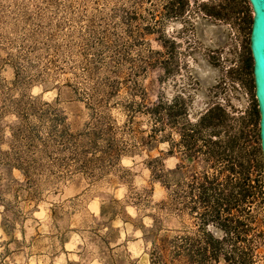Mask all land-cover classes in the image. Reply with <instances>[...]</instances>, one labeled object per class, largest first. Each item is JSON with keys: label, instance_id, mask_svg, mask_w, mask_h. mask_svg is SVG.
I'll list each match as a JSON object with an SVG mask.
<instances>
[{"label": "rangeland", "instance_id": "rangeland-1", "mask_svg": "<svg viewBox=\"0 0 264 264\" xmlns=\"http://www.w3.org/2000/svg\"><path fill=\"white\" fill-rule=\"evenodd\" d=\"M251 17L247 0H0V228L9 237L0 244V264H15L17 257L27 264L32 256L55 264L61 253L66 264H151V240L159 239L151 237L195 236L196 214L188 206L177 209V182L210 170L208 164L202 153L188 156L183 115H167V127L154 132L156 121L144 112L158 98L170 104L176 96L186 99L192 122L216 102L234 131L243 127L247 136L237 149L243 160L251 154L257 163L248 172L259 180L260 193L252 205L250 197L241 204L240 218L248 212L255 221L235 244L248 264H264ZM101 97L105 124L126 152L113 162L84 165L74 157L75 145L83 138L77 148L87 150V131L99 112L93 98ZM161 169L168 190L157 177ZM121 187L123 199H117ZM96 197L99 218L88 211ZM42 203L51 206L45 207L47 232L32 215ZM29 219L34 235L25 227ZM69 241L74 249L66 248Z\"/></svg>", "mask_w": 264, "mask_h": 264}, {"label": "trees", "instance_id": "trees-1", "mask_svg": "<svg viewBox=\"0 0 264 264\" xmlns=\"http://www.w3.org/2000/svg\"><path fill=\"white\" fill-rule=\"evenodd\" d=\"M251 20L252 17L250 26ZM93 101L99 112L87 131L88 141L85 144L87 150L80 151L77 148L79 143H83V138L78 139L74 157L78 156V159L80 155L84 165L89 161L103 165L106 161L113 162L126 150L119 147L111 127L105 124L107 115L102 110V97L93 98ZM134 103L132 101L130 106L132 107ZM140 106L141 104L136 105L137 111H141ZM145 109L144 112L156 121L154 132L167 127V115L170 118L183 115L185 128L182 142L188 156L202 153L211 170L200 174L193 173L186 182L180 180L177 182L182 187L178 192L177 209L181 212L183 206H188L190 212L196 214L198 219L194 222L196 234L191 238L181 235L170 237L168 234L151 237L159 238L157 243L151 240L153 246L150 256L151 264H218L220 260H223L224 264H248L246 252L240 250L235 243L245 239L240 237L246 233L249 223L255 221V215L247 212L246 218L242 220L239 212L243 213L240 209L241 204L249 197L250 200L247 202L252 205L260 190L259 180L256 176L251 177L248 172L249 168L254 171L258 166L257 163L251 154L243 160L241 152L237 149L241 138L244 139L247 136L244 134L243 127L234 131L228 123L231 118L229 113L224 106L216 102L208 105L203 111H198L194 122L186 118V99L182 96H176L170 104L167 103V99L158 98L149 106L146 105ZM172 109H175L173 113ZM203 131H208V137L201 138ZM199 139L203 141L201 144H198ZM88 152H90V158H85ZM158 171L160 173L157 175L158 179L168 190L167 171L163 169ZM235 173L238 175H234ZM183 187H185L184 190ZM163 203L168 206V200ZM101 208L103 212L104 205ZM156 229L155 221L149 229V234L153 235ZM217 230L222 231V236L215 234ZM230 235L235 238H228ZM227 241H232L229 252L224 250Z\"/></svg>", "mask_w": 264, "mask_h": 264}, {"label": "water", "instance_id": "water-1", "mask_svg": "<svg viewBox=\"0 0 264 264\" xmlns=\"http://www.w3.org/2000/svg\"><path fill=\"white\" fill-rule=\"evenodd\" d=\"M247 1L252 11L248 41L252 59L254 96L259 115L258 136L264 175V0Z\"/></svg>", "mask_w": 264, "mask_h": 264}, {"label": "clouds", "instance_id": "clouds-1", "mask_svg": "<svg viewBox=\"0 0 264 264\" xmlns=\"http://www.w3.org/2000/svg\"><path fill=\"white\" fill-rule=\"evenodd\" d=\"M38 91V89H34V92ZM22 179V177H21ZM125 191V189L123 187L119 188L116 190V198L117 199H123V192ZM64 199H67V197L65 196ZM95 203V207H92L91 204ZM93 202L89 203V207H88V211L94 215L95 217L99 218L100 217V198L96 197L95 200ZM45 207L50 208V205H46L45 203H42L40 206H38V210L33 212V217H35L37 219V221H39V227L42 228L43 231L47 232L48 230V225H47V221L49 220V215L48 213L45 211ZM0 211H3V206L0 205ZM127 211L132 214L133 216H135V212L131 207L127 208ZM75 218V217H74ZM78 219V218H77ZM115 227H120L121 226V221L120 220H116L113 222ZM29 225H32V220L29 219L26 221L25 227L27 228L28 233L30 234H35L34 228L32 227H28ZM19 227V225L17 226ZM72 228L76 227V224H72L71 225ZM104 231H107V229H104ZM16 238L20 239L21 238V234L19 231L16 232ZM9 237L8 235L5 234L3 228H0V244H2L3 241L8 240ZM72 240L73 241H78V234L77 233H73L72 234ZM10 248L14 247L13 245H9ZM67 249H74L75 248V244L72 243V241H69V243L66 245ZM4 248L2 246H0V252H3ZM73 260H79L78 256L73 255L72 257H70ZM15 264H24L23 259L21 257H17L15 260ZM27 264H45V261L41 258H37L36 256H32L28 259ZM55 264H66V260L64 257V254L61 253L60 257H58L55 261ZM92 264H99L98 260H93Z\"/></svg>", "mask_w": 264, "mask_h": 264}]
</instances>
